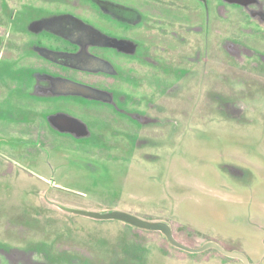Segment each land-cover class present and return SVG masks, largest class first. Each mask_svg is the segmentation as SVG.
<instances>
[{
    "label": "rangeland",
    "instance_id": "rangeland-1",
    "mask_svg": "<svg viewBox=\"0 0 264 264\" xmlns=\"http://www.w3.org/2000/svg\"><path fill=\"white\" fill-rule=\"evenodd\" d=\"M214 1L208 0V6L204 7L198 0H0L1 264H28L31 262V245H40L38 240L43 241L41 243L46 247L65 241L85 245L88 249L90 241L106 233L113 238L122 227L115 220L95 221L85 216L65 214L50 205L56 201L83 204L103 211L115 206L129 209L138 214L135 216L166 221L174 238L186 246L200 248L213 241L228 251L243 254L249 264L264 263V231L247 225L264 217L257 218L259 214L251 210L250 199L212 197L205 193L207 187L221 185L222 182L214 179L212 172L209 175L207 170L197 168L201 162L196 161L194 167L188 168L178 158L175 165L169 161L171 154L176 152L178 155L181 150L189 149L181 146L183 142H194V149L189 150H195L199 155L201 143L205 142L202 131L195 129L193 134H186L183 138L186 125L178 122L175 116L161 113L154 94L145 98L139 92L143 86L168 88V84L162 81L163 75L173 79L192 75L185 69L184 62L188 60L183 61L187 49L185 31L202 37L207 35L206 32L212 34L217 27L218 41L222 42L221 56L225 62L232 60L226 53L233 45L246 52L251 68L264 69V20L259 14L261 10L264 12V0H260L262 5L259 7L220 9L218 21L213 24L212 18L216 15ZM102 4L115 7L120 12L129 10L128 19H112V27L124 30L126 34L106 35L111 39L131 41L140 53L146 54L148 58L143 64L146 71L140 72L133 65L125 66L121 72L116 71L113 78L118 86L106 83L99 75L86 76L90 80L87 86L96 94H85L79 87L72 86V83L81 85L84 76L65 68L55 80L70 84L65 83L61 91L39 89V79L32 77L35 71L29 68L26 60L32 56L34 42L41 35L31 30V22L38 24L43 22L42 19L53 18L60 13L75 15L79 19L89 17L103 11L105 6ZM229 8L235 13L233 17L226 18ZM132 19L140 22L148 33L155 29L177 42L186 39L183 57L165 47L163 39L153 41L147 37L148 42L146 36L144 41L140 36L138 39L137 23L134 24ZM87 22L93 26L91 21ZM231 26L233 32H224ZM194 53L196 57L192 63L197 65V59L203 52L196 50ZM137 57V54H124L126 60L138 63ZM245 81L250 82L249 78ZM240 83L245 82L241 80ZM181 87L180 83L175 85L171 94L180 99L182 94L179 95L178 90ZM248 87L251 91L256 89L251 88L250 83ZM259 89L264 91V87ZM235 96L224 95L217 112L231 117L235 101L237 104L241 98ZM240 106L238 113L251 110L253 104ZM100 111H105L103 116H99ZM47 115L64 117L89 130L81 136L64 133L69 132L66 130L58 133ZM156 116L159 118L157 122L151 120ZM140 117L147 118L150 123L144 124ZM227 119L231 121L234 118ZM122 125H127V129L123 130ZM154 128L160 129L161 133L172 129L180 135L174 141L170 140L173 136L161 142L144 139L149 137L145 136L148 130ZM213 136H208L205 149L214 147L216 138ZM219 136L224 144L235 141L234 136L226 132ZM251 139L250 136L240 142H251ZM145 149L147 152L142 155ZM257 153L254 152L255 157ZM210 154L209 151L207 155ZM116 159L119 160L114 161ZM170 164L173 165L175 180L168 184L162 167L167 170ZM212 179L216 182L213 183ZM144 233H148L145 239L153 256L151 264H243L239 259L224 256L215 249L190 253L174 247L163 233ZM152 240L155 243L151 244ZM116 247L117 252L124 251L126 258L139 251L138 242L126 236L124 242H117Z\"/></svg>",
    "mask_w": 264,
    "mask_h": 264
},
{
    "label": "flooded vegetation",
    "instance_id": "flooded-vegetation-1",
    "mask_svg": "<svg viewBox=\"0 0 264 264\" xmlns=\"http://www.w3.org/2000/svg\"><path fill=\"white\" fill-rule=\"evenodd\" d=\"M198 1L204 7L208 6V0ZM262 1L215 0L216 15L213 16L212 22L214 24L218 21L219 15L217 14L218 11L219 13L221 12L220 9L224 11V8L230 6L259 7L262 5ZM224 2L226 4H224ZM102 6H105L103 11L100 10L97 14L90 13L91 16H82L81 19L75 15L60 13L53 18L49 17L42 19L43 22L38 24L35 21L31 22V30L35 34L41 35L34 42L32 56L26 60L29 63V68L34 69L33 71H35L31 74L32 77L39 79V83L37 84L39 89L42 91H48L49 89H52L53 91H61V88L65 83H67L66 85L70 84L58 80L59 72L65 68L76 70L84 76L82 78L84 83L81 82V85H75L72 83V86L79 87V90H82L85 94H96L93 88L87 86L88 81L90 80H87L86 76L99 75V77L106 80V83H112V85L118 86L115 84L116 81H114L113 78L115 77L116 71L121 72V70H124L125 66L133 65L138 67L140 72L146 71V67L143 65L145 59L148 58L145 57L146 54L143 55L140 53L138 51L139 48L135 47L131 41L126 39H111L110 36L106 35L117 33L126 34L124 30L120 31L119 29L112 27V19H128L126 16H128L129 10H127V12L124 9V12L123 10L120 12V10L115 7L113 8L109 5L103 4ZM227 13L226 18H229V16L233 17L235 12L229 8ZM259 14L264 20V12L261 10ZM223 15L225 14H220V16ZM86 20L91 21L93 26H91ZM132 22L134 24L137 23L136 26L139 32L136 34L138 39L140 36L142 41H144L145 36L147 42V37H150L153 41L163 39L165 40V47L169 48L173 53L177 52V55L182 57V52L185 47L187 48L184 52L186 59L183 57V61L188 60L187 63L184 62V65L186 66L185 69L187 72H192L191 76L186 75L184 78L175 77V79H173L171 76L167 77L166 75H163L162 81L168 84V88L163 89L162 86L158 88L143 86L139 89L140 94L145 98L151 94L155 95L158 99L157 103L159 104L161 113L175 116L178 122H182V125H186L185 128L187 130L182 134L183 138L186 134H193L195 129L201 130L203 136H205V142L201 143L202 148L201 153H199L200 156L197 155L198 153L194 152L195 150H193V152L189 150L194 149L192 148L194 142H183L181 146H186L189 149L181 150V153L178 155H176L175 152V159L173 158L174 154H171V160L169 161L174 164L178 158L186 163L188 168L194 167L196 161H198V163L201 162V166L197 168L201 167L203 168L202 170H207L209 175H211L210 172H212L213 178L217 181L221 180L220 182H222L221 185L216 186L213 184V187H207L208 193L205 192L206 194L212 197H223L228 199H250L251 210L259 214L257 218L260 219L259 216L264 217V91L259 89L260 87H264V69L251 68L245 57L246 52L237 50L233 45L229 47V51L226 53L229 59L232 60L230 62H225L224 57L221 56L223 50L220 49V46L222 45V42L221 40L218 41L217 36L220 34L217 32V27L216 30H212V34L206 32L205 34L207 35H203L202 37L198 34L185 31V35H187V40L185 39L187 46L185 45L184 47L185 40L180 39L179 42H177L170 36L159 34L155 29L148 33V30H146L143 25H140V22H137L135 19H132ZM43 28H47L46 31L48 32L43 31ZM224 32H233L232 26ZM129 34L135 33L129 32ZM7 35L9 34H6V36ZM196 50L200 52L202 51L203 53L202 56L197 59L198 64L193 65L192 59L196 57V53H194ZM127 52L132 55L137 54V60L140 61L137 63L126 60L124 54H127ZM142 56L144 57L143 59H141ZM162 71L165 70L162 69ZM225 77L228 79L226 80ZM55 78L58 79L55 80ZM248 78L251 88H256L253 91L248 87V81H245V79ZM241 80L245 83H240ZM178 83L182 85L178 90L179 95L182 94L180 99L176 98L174 94H171L175 85ZM256 84L260 86L257 87ZM119 85L121 86L122 84ZM122 87L124 88V86ZM245 92H247V94H245ZM224 95H237L235 97H241L237 101L238 105L235 101V108H233L234 114L231 115V117H227L230 115H225V113H223V116L222 113L217 112L220 103L223 102ZM241 104H253V107L249 110L250 112L245 111L241 112L243 113L241 114L238 113V110L241 109ZM104 113L105 111H100L99 116H103ZM49 117L51 119V126L58 133L60 132L59 130H66L69 132L64 133L69 134L72 132L73 134H78L77 136H81L84 134L86 135V130H89L87 127L64 117H51L47 115V118ZM227 118L230 120L232 118L234 119L229 121ZM157 119H159L157 116L151 117V120L153 121L156 120L157 122ZM140 120H142L144 124L150 123V120L148 121V119L144 117ZM156 122H154V124ZM197 123L200 124L198 127H196ZM121 128L126 130L127 125H124V127L122 125ZM148 131V134L145 136L149 137H145L144 139H153L154 141L158 140L160 142L161 140H169V137L171 138V136L173 137L170 140L174 141L176 140V137L180 135V132L175 130L172 131V129L167 133H161L160 129L156 128ZM224 132L234 136V143L224 144L222 141V144V139H220L219 134ZM138 135H140L139 132ZM209 135H215L213 137L216 138L214 147L210 150L204 148L205 146H208L207 140ZM250 136L252 137L251 142H240L246 141ZM122 147L124 148V145H122ZM238 148H240V150ZM209 151L211 154L207 155ZM255 151L258 152L256 157L254 156ZM146 152L147 150L145 149V151L142 152V155H145ZM118 160L119 159H116L114 161ZM124 162L127 163L128 160H124ZM163 167H165V163L163 164ZM163 167V173L168 179L167 183H173L175 180V174L172 171L173 165L170 164L167 170H164ZM216 180H214L213 183L216 182ZM44 181L48 182L46 179H44ZM50 203L51 206L65 214L82 216L78 213L65 211L62 207L105 212L102 209L87 207V205L83 204L77 205L71 202L60 203L56 201ZM109 211H122L138 215L136 212L130 211L129 209L123 210L117 206L111 208ZM140 218L147 221H163L167 223L164 220L147 217ZM88 219L95 221H111L92 218ZM115 221H119L122 227L118 232L114 233V237L112 238L111 235H107V233L105 235L103 234L102 237L90 241L88 249L84 247L85 245H79L76 243L68 244L65 243V241H60L54 246L46 247L41 243L43 241L38 240L40 245H31L33 247L30 251L31 262L28 264H151V258L153 256L150 254L151 249L148 247V241L145 239V234L148 233L144 232L158 231L138 228L120 220ZM247 225L248 228L264 231V219H255L253 222H248ZM127 227L129 230H126ZM125 236L132 241L136 240L139 249L138 253L130 255V257L127 258L125 257L123 250L119 252L116 251L117 242H124ZM62 237L64 236L62 235ZM153 241L154 240H152L151 244L155 243V241ZM262 241L264 245V238ZM1 252L0 249V257L2 256ZM259 257L260 260L264 258L262 256Z\"/></svg>",
    "mask_w": 264,
    "mask_h": 264
},
{
    "label": "water",
    "instance_id": "water-1",
    "mask_svg": "<svg viewBox=\"0 0 264 264\" xmlns=\"http://www.w3.org/2000/svg\"><path fill=\"white\" fill-rule=\"evenodd\" d=\"M62 209L68 212L78 213V214H81L82 216L92 218V219L120 220L132 226L138 227V228L150 229L153 231L161 232L165 235V237L167 238L170 244L186 252L198 253V252L205 251L207 249H215L219 251L221 254H223L224 256H227L229 258H236V259L241 260L244 264H249L247 258L243 254L234 252V251H228L224 249L220 244L213 242V241L205 243L200 248H191L189 246H186L174 238L170 227L168 226L167 223L163 221H147L133 214H129V213L122 212V211L95 212V211L72 209L68 207H62Z\"/></svg>",
    "mask_w": 264,
    "mask_h": 264
}]
</instances>
